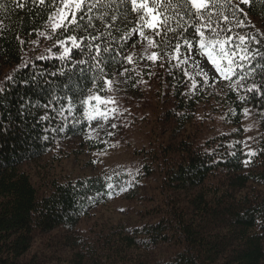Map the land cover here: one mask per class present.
Segmentation results:
<instances>
[{
    "label": "trees",
    "instance_id": "trees-1",
    "mask_svg": "<svg viewBox=\"0 0 264 264\" xmlns=\"http://www.w3.org/2000/svg\"><path fill=\"white\" fill-rule=\"evenodd\" d=\"M148 2L160 23L170 17L176 35L185 21V36L195 32L183 10L182 19L171 18L169 0ZM205 2L209 7L199 20L204 36L196 33L195 48L203 39L207 46L231 50L242 35L252 54L264 53V29L256 25L264 19V0H250L237 17L222 6L224 0L219 7ZM57 11L51 0L44 5L0 0V264H264V99L248 91L260 84L256 65H264V54L244 62L254 73L228 70L217 80L187 69L191 49L183 39L172 40L179 50L165 48L161 54L154 31L165 29L148 28L141 19L145 13L133 12L131 0L123 5L117 0L111 8L102 0L78 21L92 25L83 32L53 30L49 17ZM102 13L108 15L101 18ZM126 34L129 39H123ZM69 36H79L84 47L73 48ZM64 47L85 63L59 60ZM60 67L63 74L38 75ZM112 84L129 105L112 110L108 131L95 137L93 124L105 116L97 97ZM249 108L258 114L251 142L242 133ZM136 124V138H127L128 162L65 181L44 176L46 183L26 171L43 159L54 161L73 138L91 150L114 149L104 143L123 140V126ZM114 200L131 204L128 211L103 215Z\"/></svg>",
    "mask_w": 264,
    "mask_h": 264
},
{
    "label": "snow or ice",
    "instance_id": "snow-or-ice-1",
    "mask_svg": "<svg viewBox=\"0 0 264 264\" xmlns=\"http://www.w3.org/2000/svg\"><path fill=\"white\" fill-rule=\"evenodd\" d=\"M102 0H95V3H89V0H51L52 6H55L58 8L57 13L55 16H50L49 20L53 21L51 24V27L53 30L60 29L62 32L67 33L68 31H75L77 28H80L81 31H86L87 28L92 27L91 23L85 26H81V23L78 21H82L84 16L88 13L93 12L94 9L99 8L101 5ZM117 0H106V7L111 8L113 4H115ZM151 2L155 3L156 0H151ZM33 3H38L39 5H44L45 0H33ZM63 4V7H60V4ZM125 3V0H119V4L123 5ZM212 5L214 6H221L218 3V0H211ZM169 5L174 9V16L171 17L173 19L179 17L183 18V15L188 16L189 20L193 21L191 24L192 28H195V32L189 33L187 36H185V33L188 32L187 21H185L184 31L180 33V35H176V29L171 28L169 26V19L170 17L164 16L162 17L163 23H160L157 20V12L158 10L156 8H150L148 0H144V2H139L138 0H131V10L133 12H136L137 15H139L140 12H144L145 15L141 17L142 20L147 21V27L150 29L155 30L157 28V25L163 29H165L164 32L154 31V35L161 38L162 41V48H161V54H163V50L165 48L171 49L175 48L176 50H179L180 44L177 42L175 45L172 44V40L179 41L181 39L184 40V44L186 46V50L191 49L193 52L195 51L194 47V41L197 39L196 33H199L200 37L204 36L203 31L201 30V26L199 25V20L202 17V9L207 10L209 5L205 2V0H176L175 3L172 2V0H169ZM245 5H250V0H224L223 7H227L231 10L230 14L233 17L243 16L247 9H245ZM24 5H19V7H23ZM181 10H183V15ZM165 12H167V9H164ZM250 14V13H249ZM105 15H108V13H102L101 18ZM151 17V20H148V17ZM58 17V19H56ZM115 19V17H113ZM225 20H227V15L225 16ZM211 16L209 15L206 19V23H210ZM178 27H181V25L177 24ZM241 22L239 18H237L236 27H241ZM168 33H171V36H168ZM43 35V33H41ZM141 35L143 36L144 33L142 32ZM79 36H69L68 39L72 41V47L73 48H82L84 46L77 43V40L79 39ZM95 39V37H93ZM123 39H129L128 34L123 37ZM240 43L235 44L233 46V49L225 52L223 48L220 49L221 56H227L229 58V64H228V70L229 71H235L236 69H245L246 75L249 73H254L255 69H246L245 63H251V60L255 59V55L257 54H264L257 51L255 54H252L247 46L244 44V41L246 39L245 36H239L238 37ZM247 39L251 40L254 39V37H248ZM216 43H219V40L217 39L215 41ZM61 45L64 44V41H60ZM200 46L201 47H207L204 40H200ZM264 46V44H262ZM87 47L89 50H95L97 53H99L100 49L98 46H93L88 44ZM109 47H104L103 51L108 52ZM70 50L68 47H64L63 51L59 55V60L64 62H71L72 64H84V60H73L72 56L69 54ZM240 53H244V55H240ZM87 54V53H85ZM155 52L153 53V57H155ZM153 57H150L149 59H152ZM209 57L211 58V54H209ZM238 58V59H237ZM95 60L96 58L93 57ZM238 60L240 62H238ZM27 66V64L22 65V67ZM95 67H99V62L96 63ZM257 68L261 69L262 72V79L260 81V84H253L251 88L248 89L249 92L257 91L261 93L262 99H264V65L257 64ZM102 71V70H101ZM57 73L63 74L64 73V67H60L58 69H55V71L47 72L46 70H39L38 75L40 77H46V75H56ZM238 74V73H237ZM210 75H214V73H210ZM30 78L32 80L37 79V74L34 72ZM9 80L14 79L13 77H8ZM243 80V77L241 78ZM65 87H67V84H65ZM239 87V85H237ZM0 91H3L2 87H0ZM53 99H58L57 97H53ZM99 99V97H97ZM241 99H244V97H241ZM87 115V113H86ZM42 119H46L42 118ZM89 120L94 119V117L89 116ZM113 127H116V125H113ZM63 131V129H60ZM111 135V133H109ZM45 139H48V137H44ZM232 155H235V153H232ZM249 155H254V153L249 152ZM247 163V161H245ZM137 173H139V170H137ZM111 187V185H109Z\"/></svg>",
    "mask_w": 264,
    "mask_h": 264
},
{
    "label": "rangeland",
    "instance_id": "rangeland-1",
    "mask_svg": "<svg viewBox=\"0 0 264 264\" xmlns=\"http://www.w3.org/2000/svg\"><path fill=\"white\" fill-rule=\"evenodd\" d=\"M257 27L264 29V19L256 20ZM221 48H213V46L207 47H197L195 51L192 50L185 57L187 69L189 71L196 70L208 76H213L217 80L224 79L228 74V64L229 58L227 56H221L220 54ZM225 52L229 51L224 49ZM211 54V58L209 57ZM210 73H214V75H210ZM116 81L119 83L120 80ZM117 85L113 87L109 85V89L105 95L99 96L96 104L104 114V118L101 121H98L97 124H93V132L95 137H98L101 129H103V133L108 131L111 122H107L106 119H109L107 115L112 114V110H122L128 107L129 104H126V100L123 98V95L118 89ZM149 95V94H148ZM152 97L149 95L148 103H151ZM153 101V100H152ZM131 106V105H130ZM110 109V112H106V108ZM89 117V116H88ZM86 117V119H88ZM215 125L218 128H223L224 126L215 120ZM130 125L123 126V130L125 132L124 139H116L112 142H105L104 146H114V149L107 148V150H91L87 148L85 145L78 146L79 139L73 138L70 139L67 145L63 143V149L60 150L54 161L43 159L39 162H35L34 164H30L27 167V172L32 175L34 181L43 182L45 180L44 176L51 178V180H56L57 178H61L60 180L65 181L67 179L77 178L78 176H87L90 175V169L101 170L104 168H110L115 165L116 162H128L129 160V152L132 148V144L128 141V136L133 137L135 139L137 136V131L133 130L137 124L133 127H129ZM243 126V138L248 142H251L258 132V114L253 109H246L245 118L242 121ZM140 128H144L142 122L140 123ZM100 139L104 140V137H100ZM79 140V141H78ZM87 148V149H86ZM103 148V147H102ZM91 162V163H90ZM98 171V172H99ZM131 205L125 200H114L109 203L105 209L101 211L103 215H108L113 212H120L124 210L128 211V206ZM130 210V209H129ZM35 249V244H34Z\"/></svg>",
    "mask_w": 264,
    "mask_h": 264
}]
</instances>
